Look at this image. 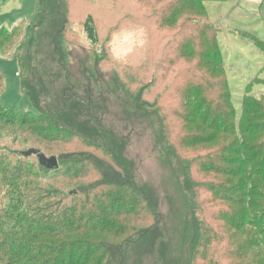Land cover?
Instances as JSON below:
<instances>
[{
    "label": "rangeland",
    "instance_id": "374dc122",
    "mask_svg": "<svg viewBox=\"0 0 264 264\" xmlns=\"http://www.w3.org/2000/svg\"><path fill=\"white\" fill-rule=\"evenodd\" d=\"M0 69V264H264V0H0ZM71 191L123 215L37 228Z\"/></svg>",
    "mask_w": 264,
    "mask_h": 264
},
{
    "label": "trees",
    "instance_id": "16d2710c",
    "mask_svg": "<svg viewBox=\"0 0 264 264\" xmlns=\"http://www.w3.org/2000/svg\"><path fill=\"white\" fill-rule=\"evenodd\" d=\"M220 1H222V0H220ZM91 24H92V22H91ZM86 25L87 24H85V31L87 33L88 39L92 43L93 42L96 43L97 42V33H96L95 28H94V25L93 24L91 25L92 29L94 30V32L92 31L91 33L89 32L88 27ZM21 59H23V58H20L18 61L19 66H20V71L25 72V71H27L28 66L25 63H23V61ZM0 72H1V69H0ZM2 74H0V82L4 81V74L3 75ZM24 92L28 96V98H30L31 101L34 102V98H33L34 94H33V92H32V95L30 94L29 89H27V86H26V89L24 90ZM35 94L37 95V93H35ZM0 100H2L1 97H0ZM19 113L25 117L24 119H32V117L31 118L27 117L28 115L33 114L32 111H27V112L21 111ZM36 115H40L41 117H43L42 114H36ZM44 121L46 124L52 126V128L54 127L53 122H52L50 117H49V119L44 120ZM24 127H25V123H24ZM53 130L57 131L56 129H53ZM62 130H63V132L68 131V129H66V128H63ZM84 156H86V154L80 155V159L75 161V165L89 163L87 158ZM113 158L116 159L115 157H113ZM63 163L65 165H67L68 161H65ZM44 168H46V167H44ZM47 170L56 171L55 169H47ZM121 181H123V182H121ZM112 182L115 184H120L118 189H121L120 191L124 190L126 192V195H128L130 197H134L136 199H137V197H140L142 199V201L144 200L143 195L137 193L138 189L134 186V182L132 181V177H129L128 182L126 180H123V179L120 180L119 178H113ZM104 183H108V182H101V184H99L98 187H104V185H105ZM80 190H81V193L83 195H85L87 193L85 190L84 191H82V189H80ZM76 192H78V190ZM76 192L71 191L70 193H72V194L66 197L65 203H64V200L62 202H60L59 209H58L56 215H52V216L45 217V218L42 215L40 218V221H39L40 226L37 228L43 229V231L45 229H47L50 232L62 230L63 234H70V233H73L74 231H76L78 229L85 230V228L82 227L83 224L85 226L90 225V224L87 225L88 223L86 221H84V219H86V220H92L93 221V224L95 225L94 226L95 230L97 231L98 229L104 228L105 227L104 224H106V223H108V225H110V220H113L114 218L117 219L118 217L123 215V211H121L122 206H119L118 211L115 212V209H113L111 211H107L106 209H103L101 206L98 205V212L97 213H91V211H93L91 208L87 207L86 205L81 204L82 200H84L83 198L81 200H76V198H78V196H76V194H77ZM123 194H125V193H123ZM109 195L110 196H108L107 199L110 200L113 194L110 193ZM121 195H122V193H121ZM128 196L123 197V198H122V196H120L119 198L116 197L117 198L116 201H118L119 204H121L125 198H128ZM85 198H88V200H89V197H85ZM130 215L137 216V214L135 212L133 213V211L130 213ZM105 216H107L108 218H106ZM36 217H39V215H37ZM260 217H261V219H263V215ZM63 222H65V224H62ZM66 223H72V224L65 227ZM124 235H126V232L123 229H120L119 225H118L117 232H114V237L118 238V237H122ZM203 242L205 244H207V239L205 238L203 240ZM84 244H85V241H81V244L79 242H75V241H70L69 243L68 242L62 243V245L60 247L61 251H60V255H59V260H60L59 262L61 264H75L73 262V259L80 253L81 250L85 249V248H83ZM14 245H15L14 248H16V249H14V254L18 260L27 259L29 257L28 251L30 248L33 247V246H31V244L18 241L17 243L15 242L14 244H12V247ZM124 245H125V243L122 245H114L113 248H109V250L107 251L109 258H111L112 256L115 257V252H116L115 250H119V251L121 250L122 252H125L126 247ZM122 257L125 258L124 255ZM35 259H37V258H34V257L30 258L29 257L28 261L30 263H33V261H35ZM103 261H106L105 257L103 258L102 262H100L99 264H103ZM34 264H36V263H34ZM107 264H113V262L110 260H107Z\"/></svg>",
    "mask_w": 264,
    "mask_h": 264
},
{
    "label": "water",
    "instance_id": "95a60500",
    "mask_svg": "<svg viewBox=\"0 0 264 264\" xmlns=\"http://www.w3.org/2000/svg\"><path fill=\"white\" fill-rule=\"evenodd\" d=\"M25 157L37 156L40 162V165L46 167L47 169H57L59 167V161L56 156L48 158L44 153L39 149L32 148L26 152H23Z\"/></svg>",
    "mask_w": 264,
    "mask_h": 264
}]
</instances>
